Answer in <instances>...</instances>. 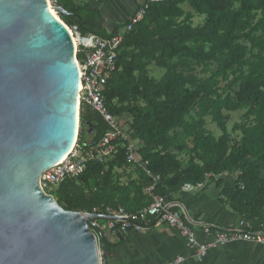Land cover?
Wrapping results in <instances>:
<instances>
[{
  "label": "trees",
  "instance_id": "obj_1",
  "mask_svg": "<svg viewBox=\"0 0 264 264\" xmlns=\"http://www.w3.org/2000/svg\"><path fill=\"white\" fill-rule=\"evenodd\" d=\"M59 1L72 15L56 16L83 35L122 31L102 93L129 138L115 139L111 155L88 160L77 178L46 191L66 210L105 213L122 206L136 212L151 203V185L152 193L168 197L186 183L212 180L222 204L264 230V0H144L131 14L144 8L140 20L127 29V19L111 32L97 7L105 0ZM197 15L204 18L195 25ZM151 66L165 73L157 79ZM238 111L242 119L229 130L230 113ZM207 117L219 136L206 128ZM80 120L78 144L86 150L110 129L86 104ZM230 176L233 187L225 185Z\"/></svg>",
  "mask_w": 264,
  "mask_h": 264
},
{
  "label": "water",
  "instance_id": "obj_2",
  "mask_svg": "<svg viewBox=\"0 0 264 264\" xmlns=\"http://www.w3.org/2000/svg\"><path fill=\"white\" fill-rule=\"evenodd\" d=\"M50 3L0 0V264H102L96 221L113 217L66 210L39 182L81 123L74 33Z\"/></svg>",
  "mask_w": 264,
  "mask_h": 264
},
{
  "label": "built area",
  "instance_id": "obj_3",
  "mask_svg": "<svg viewBox=\"0 0 264 264\" xmlns=\"http://www.w3.org/2000/svg\"><path fill=\"white\" fill-rule=\"evenodd\" d=\"M144 8L129 17L127 29L143 16ZM74 33V32H73ZM122 31L110 37H101L95 34L83 35L76 31V54L80 53L78 59L80 66V90L79 103L91 106L99 112L108 123L110 129L103 135L98 144L91 149H84L78 144V139L67 157L60 163H56L44 170L39 177L42 188L46 191L53 185H57L67 178H77L86 168V162L90 159L102 160L105 156L111 155L114 151L112 142L117 138L127 140L128 133L123 129L117 117L107 110L104 96L103 84L105 73L115 67L118 49L122 43ZM128 161H134L135 148L132 142L128 144ZM202 186V183H186L182 189H192ZM153 185L147 188L152 196L149 205L136 212H127L122 206L117 208L107 207L102 215H110L113 218L106 220L110 232L116 236L125 234L130 229L145 230L156 223L165 222L170 226L177 227L186 237L190 246L195 248L198 259H203L208 250L219 244L233 241H251L264 244V230L254 229L246 221H240L236 225L220 227L215 223H206L204 231L212 236L210 241H201L197 238L192 227V222L183 217V213L177 207V203L165 196L152 193ZM47 192V191H46ZM48 193V192H47ZM96 213V212H95ZM103 251L101 250V256ZM183 256L172 260L163 261L159 264H181Z\"/></svg>",
  "mask_w": 264,
  "mask_h": 264
},
{
  "label": "crops",
  "instance_id": "obj_4",
  "mask_svg": "<svg viewBox=\"0 0 264 264\" xmlns=\"http://www.w3.org/2000/svg\"><path fill=\"white\" fill-rule=\"evenodd\" d=\"M144 0H105L99 7L105 17L104 25L108 31L124 22ZM225 185L233 187L234 176L225 178ZM168 199L177 203L183 217L192 222L196 236L201 241H210L212 236L204 231L206 223H215L220 227L236 225L246 221L254 223L232 211L219 200L216 183L208 180L202 186L182 189L170 194ZM106 221V220H105ZM103 239L99 236L102 264H159L183 256L181 264H264V244L251 241H233L219 244L208 250L203 259H198L195 248L190 246L186 237L177 227L165 222L154 224L145 230L130 229L119 237L106 231L105 224L97 221ZM95 232L96 228H95ZM98 234V233H97ZM104 238L110 243L104 249Z\"/></svg>",
  "mask_w": 264,
  "mask_h": 264
},
{
  "label": "rangeland",
  "instance_id": "obj_5",
  "mask_svg": "<svg viewBox=\"0 0 264 264\" xmlns=\"http://www.w3.org/2000/svg\"><path fill=\"white\" fill-rule=\"evenodd\" d=\"M50 1H51V6L53 7V5H55V4H54V2L52 0H50ZM183 7L185 9H190L188 4H184ZM55 11H56L57 15L59 16L58 11L57 10H55ZM203 18H204V16L197 15L194 18V24L197 25L199 23H202L203 22ZM72 31L74 32V35L76 37L77 29L76 28H72ZM164 73H165V69L164 68L156 67V66H151V68H150V75L155 77V78H157V79L161 78ZM242 113H243V111L230 113V120L228 122V129L229 130H231V127H232V125L235 122L240 121L242 119ZM206 119H207L206 128L208 130L212 131L215 136H219L221 134V130L214 123H212L210 117H207ZM124 129H127L126 125L124 126ZM232 135L235 136V134H232ZM133 142H134L135 145L137 144L136 141H133ZM104 223H107V221H103L102 219L99 220V224H104ZM106 231L110 232V230L107 227H106Z\"/></svg>",
  "mask_w": 264,
  "mask_h": 264
},
{
  "label": "bare ground",
  "instance_id": "obj_6",
  "mask_svg": "<svg viewBox=\"0 0 264 264\" xmlns=\"http://www.w3.org/2000/svg\"><path fill=\"white\" fill-rule=\"evenodd\" d=\"M50 8H51V12H52V15L54 16V17H56V18H58L57 16H56V14H55V10H54V8L51 6V3H50ZM59 19V18H58ZM75 143H76V141L74 142V144L72 145V148H73V146L75 145ZM72 148L70 149V151L72 150ZM70 151H69V153H70ZM68 155V154H67ZM67 155H65L62 159H60L57 163H60V162H62L66 157H67ZM56 164V163H55Z\"/></svg>",
  "mask_w": 264,
  "mask_h": 264
}]
</instances>
